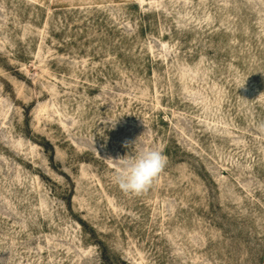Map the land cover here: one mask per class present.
<instances>
[{
    "label": "rangeland",
    "instance_id": "rangeland-1",
    "mask_svg": "<svg viewBox=\"0 0 264 264\" xmlns=\"http://www.w3.org/2000/svg\"><path fill=\"white\" fill-rule=\"evenodd\" d=\"M0 264H264V0H0Z\"/></svg>",
    "mask_w": 264,
    "mask_h": 264
},
{
    "label": "clouds",
    "instance_id": "clouds-1",
    "mask_svg": "<svg viewBox=\"0 0 264 264\" xmlns=\"http://www.w3.org/2000/svg\"><path fill=\"white\" fill-rule=\"evenodd\" d=\"M115 122L116 120L109 119L100 121L105 125L111 123L112 127H115ZM114 161L117 166L112 177L113 183L126 194L140 195L148 191L153 181L164 170L167 157L162 150L150 148Z\"/></svg>",
    "mask_w": 264,
    "mask_h": 264
}]
</instances>
